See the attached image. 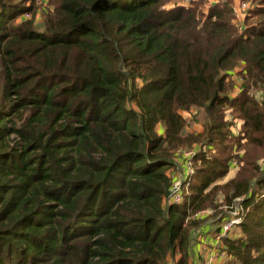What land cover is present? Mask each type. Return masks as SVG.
<instances>
[{"label":"trees","instance_id":"16d2710c","mask_svg":"<svg viewBox=\"0 0 264 264\" xmlns=\"http://www.w3.org/2000/svg\"><path fill=\"white\" fill-rule=\"evenodd\" d=\"M35 1L0 0V264H189L220 189L240 222L216 264H264V0L241 33L232 0H40L42 29ZM191 108L204 125L184 137Z\"/></svg>","mask_w":264,"mask_h":264},{"label":"rangeland","instance_id":"374dc122","mask_svg":"<svg viewBox=\"0 0 264 264\" xmlns=\"http://www.w3.org/2000/svg\"><path fill=\"white\" fill-rule=\"evenodd\" d=\"M226 0H173L169 2L166 7H173L175 5H181V6H186V7H194L198 6V10L200 14L206 13L208 9L211 7V5H214L216 3H223ZM243 1V2H248L250 3V0H232L231 1V13H232V7L233 5H236L238 2ZM35 11L33 13H27L25 16H23L24 19H32L34 21V25L36 29H42L43 27V19H44V10L50 8V6H46L43 3V1L36 0L35 1ZM33 15V16H32ZM232 23L235 25V20H234V15L232 13ZM239 33V31H238ZM240 69H235L234 74L230 76V81L232 82V87L229 90L230 94L235 95L239 92L240 86H241V78L239 75H237V72ZM256 95L255 93H252ZM259 97V94L258 96ZM182 117L185 119V128L183 129V136H189V135H196L202 131V126L204 125V116L201 114V112L196 109V108H191L190 111H183L181 112ZM226 120L228 122H233V126L231 129L235 132V134H239L241 130V126L243 124V121L240 119H235L233 116L232 111L226 110ZM238 130V132H236ZM198 147L195 145L191 149H183V150H178L177 151V159L176 161L181 163V158L184 157H191V155L196 151ZM195 149V150H194ZM233 153L236 156L234 158L237 162L236 167L229 168L227 175L224 177L223 180L219 182V185H222L232 178L235 177V175L238 173L239 168L242 165V162L238 160V156H242L244 153L243 149L238 151L234 150ZM241 164V165H240ZM191 165V169H192ZM169 173L172 175H176L177 179H182L183 178V171L180 170V166L177 165L176 167L169 168ZM216 201L214 202V205L217 206V212H219V215L216 217H212L214 215V208H207L204 210L202 213H200L199 216L201 217H208L206 219V226L209 225L211 228L208 231L205 232H195L191 240L193 239V243L197 245L194 247L195 249V256H191L189 259V264H216L220 261V258L217 257L219 256L220 253H225L222 250V240L218 239V242H216L217 236H219V229L222 231V226L226 222L227 217H232V214L237 213V216L239 217V203L238 199H236V203L233 204L231 203L230 205L227 204L224 201V197L226 196L223 193V189L218 190L216 193ZM167 206V202L164 201V207ZM223 219H222V218ZM223 221H222V220ZM220 231V232H221ZM232 232L236 233L237 229L236 226L231 227L227 233Z\"/></svg>","mask_w":264,"mask_h":264},{"label":"built area","instance_id":"2783aa9c","mask_svg":"<svg viewBox=\"0 0 264 264\" xmlns=\"http://www.w3.org/2000/svg\"><path fill=\"white\" fill-rule=\"evenodd\" d=\"M251 7V5L248 2H243L240 1L236 5H233L232 7V13L234 15V20H235V27L241 33L243 31V15L245 12ZM238 132V130H236ZM237 162L235 159L232 160L231 162V167H236ZM192 173L191 169V162L188 160V157L185 159V168L183 169V178L182 179H177L173 182V185L169 191L168 199L172 203H179L182 199L181 197V186H182V181L184 180L186 175H189ZM200 214V213H199ZM195 214V216L199 215ZM240 222V217L237 216V213L232 214V217L228 218L224 225L222 226V231L220 232L219 236H217L216 242H218V239H222L226 236L228 230L236 226ZM195 234V233H194ZM193 237V236H192ZM225 253H220L219 256L217 257H223Z\"/></svg>","mask_w":264,"mask_h":264},{"label":"crops","instance_id":"0c3cea01","mask_svg":"<svg viewBox=\"0 0 264 264\" xmlns=\"http://www.w3.org/2000/svg\"><path fill=\"white\" fill-rule=\"evenodd\" d=\"M180 170L183 171V169H181V168H180ZM171 175H172V174H171ZM172 177L174 178V180H177V176H176V175H172ZM210 228H211L210 226H207L206 229L203 230V231H204V232H205V231H208V230H210ZM194 249H195V248H194ZM195 250H196V249H195ZM195 250H194V251H195Z\"/></svg>","mask_w":264,"mask_h":264}]
</instances>
